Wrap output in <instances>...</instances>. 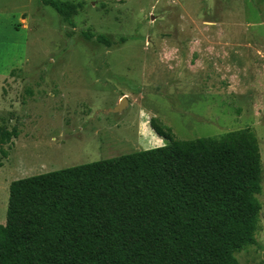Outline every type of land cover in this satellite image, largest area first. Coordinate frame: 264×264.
<instances>
[{
  "label": "rangeland",
  "instance_id": "374dc122",
  "mask_svg": "<svg viewBox=\"0 0 264 264\" xmlns=\"http://www.w3.org/2000/svg\"><path fill=\"white\" fill-rule=\"evenodd\" d=\"M59 1L72 24L45 0H0V124L18 131L0 223L14 179L164 144L151 117L179 139L251 127L261 228L236 257L264 264V0Z\"/></svg>",
  "mask_w": 264,
  "mask_h": 264
},
{
  "label": "trees",
  "instance_id": "16d2710c",
  "mask_svg": "<svg viewBox=\"0 0 264 264\" xmlns=\"http://www.w3.org/2000/svg\"><path fill=\"white\" fill-rule=\"evenodd\" d=\"M45 3L72 24L74 4ZM149 124L164 144L12 180L0 264H239L261 228L254 129L179 139ZM17 135L0 124L2 157Z\"/></svg>",
  "mask_w": 264,
  "mask_h": 264
},
{
  "label": "water",
  "instance_id": "95a60500",
  "mask_svg": "<svg viewBox=\"0 0 264 264\" xmlns=\"http://www.w3.org/2000/svg\"><path fill=\"white\" fill-rule=\"evenodd\" d=\"M124 101H125V99L122 98V99H121V102L116 106V109H120V108L122 107Z\"/></svg>",
  "mask_w": 264,
  "mask_h": 264
}]
</instances>
